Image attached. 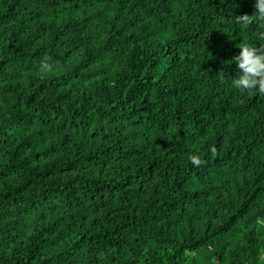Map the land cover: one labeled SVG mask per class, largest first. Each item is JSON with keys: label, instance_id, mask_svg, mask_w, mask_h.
Listing matches in <instances>:
<instances>
[{"label": "trees", "instance_id": "1", "mask_svg": "<svg viewBox=\"0 0 264 264\" xmlns=\"http://www.w3.org/2000/svg\"><path fill=\"white\" fill-rule=\"evenodd\" d=\"M254 5L0 0V264H264Z\"/></svg>", "mask_w": 264, "mask_h": 264}, {"label": "clouds", "instance_id": "2", "mask_svg": "<svg viewBox=\"0 0 264 264\" xmlns=\"http://www.w3.org/2000/svg\"><path fill=\"white\" fill-rule=\"evenodd\" d=\"M254 6L255 19H264V0H255ZM252 19L248 14L237 16V20L243 25L249 24ZM239 49L232 57L238 68V74L231 80L232 86L241 91L264 92V49L249 44H243ZM211 150L215 151V146H211ZM188 160L196 166L203 163L198 154H190Z\"/></svg>", "mask_w": 264, "mask_h": 264}]
</instances>
